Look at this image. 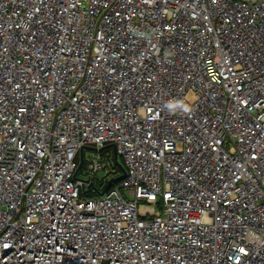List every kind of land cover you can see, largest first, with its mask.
<instances>
[{
  "label": "built area",
  "instance_id": "obj_1",
  "mask_svg": "<svg viewBox=\"0 0 264 264\" xmlns=\"http://www.w3.org/2000/svg\"><path fill=\"white\" fill-rule=\"evenodd\" d=\"M0 264H264V0H0Z\"/></svg>",
  "mask_w": 264,
  "mask_h": 264
},
{
  "label": "rangeland",
  "instance_id": "obj_2",
  "mask_svg": "<svg viewBox=\"0 0 264 264\" xmlns=\"http://www.w3.org/2000/svg\"><path fill=\"white\" fill-rule=\"evenodd\" d=\"M98 156H101L104 160H108V161H115L114 159V149L112 146L105 148L104 150L97 152L95 150H90V149H85L84 150V160H85V164L83 165L79 176L83 175L84 173V167L86 165L87 162H89L92 159L97 158ZM118 161H121L120 158L118 159ZM118 171L115 175L120 174V169L118 166H116ZM103 175H104V171H100L98 173H96V175L93 177V180L97 183V185L99 187H103V184H101V180L103 179ZM104 183V182H103ZM92 196H99L96 192L91 191L89 193Z\"/></svg>",
  "mask_w": 264,
  "mask_h": 264
},
{
  "label": "water",
  "instance_id": "obj_3",
  "mask_svg": "<svg viewBox=\"0 0 264 264\" xmlns=\"http://www.w3.org/2000/svg\"><path fill=\"white\" fill-rule=\"evenodd\" d=\"M111 145H108V146H106V148H108V147H110ZM84 149H90V150H95V151H97V149L96 148H94V147H91V146H87V147H84V148H81V150H80V152H79V156H78V166H77V169H76V171H75V174H74V178H76V179H80V180H83V179H81V178H79V177H77V172L80 170V168L82 167V165H83V162H84V158H83V150ZM99 150H101V149H99ZM114 159H115V163H116V165L120 168V170H121V174L120 175H118V176H116V177H113V178H111V179H109L107 182H106V184H105V186L103 187V189L101 190V191H99L95 186H94V184L92 183V182H90L93 186H94V189H95V191H96V193L98 194V195H102L109 187H110V185L113 183V182H115V181H119L120 179H122L124 176H125V170H124V168H123V166H122V164L118 161V156H117V154H116V152H115V149H114ZM84 181H88V180H84Z\"/></svg>",
  "mask_w": 264,
  "mask_h": 264
},
{
  "label": "snow or ice",
  "instance_id": "obj_4",
  "mask_svg": "<svg viewBox=\"0 0 264 264\" xmlns=\"http://www.w3.org/2000/svg\"><path fill=\"white\" fill-rule=\"evenodd\" d=\"M213 2H215V0H213Z\"/></svg>",
  "mask_w": 264,
  "mask_h": 264
}]
</instances>
